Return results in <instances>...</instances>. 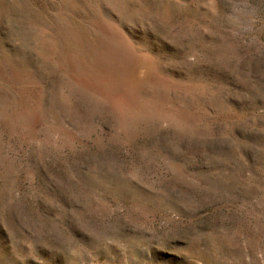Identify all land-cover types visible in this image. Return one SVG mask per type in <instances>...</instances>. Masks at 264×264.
<instances>
[{
  "label": "rangeland",
  "instance_id": "1",
  "mask_svg": "<svg viewBox=\"0 0 264 264\" xmlns=\"http://www.w3.org/2000/svg\"><path fill=\"white\" fill-rule=\"evenodd\" d=\"M0 264H264V0H0Z\"/></svg>",
  "mask_w": 264,
  "mask_h": 264
}]
</instances>
